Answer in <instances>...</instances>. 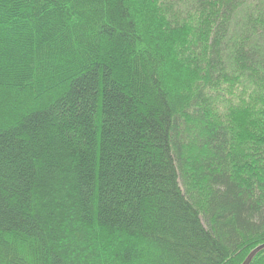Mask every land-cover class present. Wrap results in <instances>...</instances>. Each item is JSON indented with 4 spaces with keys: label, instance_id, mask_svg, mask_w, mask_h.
<instances>
[{
    "label": "trees",
    "instance_id": "obj_1",
    "mask_svg": "<svg viewBox=\"0 0 264 264\" xmlns=\"http://www.w3.org/2000/svg\"><path fill=\"white\" fill-rule=\"evenodd\" d=\"M263 243L264 0H0V264Z\"/></svg>",
    "mask_w": 264,
    "mask_h": 264
},
{
    "label": "water",
    "instance_id": "obj_2",
    "mask_svg": "<svg viewBox=\"0 0 264 264\" xmlns=\"http://www.w3.org/2000/svg\"><path fill=\"white\" fill-rule=\"evenodd\" d=\"M264 248V243L262 245L257 246L247 257L246 260L242 264H251L253 261V257Z\"/></svg>",
    "mask_w": 264,
    "mask_h": 264
}]
</instances>
